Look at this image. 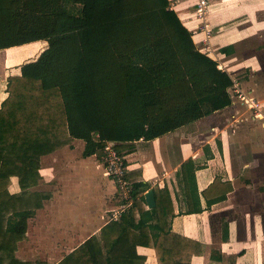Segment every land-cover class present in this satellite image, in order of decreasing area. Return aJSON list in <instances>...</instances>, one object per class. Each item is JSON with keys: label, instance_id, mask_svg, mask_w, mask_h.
Wrapping results in <instances>:
<instances>
[{"label": "trees", "instance_id": "16d2710c", "mask_svg": "<svg viewBox=\"0 0 264 264\" xmlns=\"http://www.w3.org/2000/svg\"><path fill=\"white\" fill-rule=\"evenodd\" d=\"M192 36L168 0H0V50L47 42L20 74L8 76L0 106V264L6 257L26 264L13 247L46 197L28 192L42 155L75 138L85 143L83 156L102 159L107 142L122 155L132 141L155 139L231 104V76ZM195 167L191 159L181 164L189 190H196ZM13 176L20 191L12 194ZM130 185L131 206L101 229L105 253L91 236L60 264H132L141 259L137 245L152 247L158 264H189L194 250L179 246L184 238L171 229L168 191L153 188L155 206L145 209L147 184Z\"/></svg>", "mask_w": 264, "mask_h": 264}, {"label": "crops", "instance_id": "0c3cea01", "mask_svg": "<svg viewBox=\"0 0 264 264\" xmlns=\"http://www.w3.org/2000/svg\"><path fill=\"white\" fill-rule=\"evenodd\" d=\"M188 1L180 0L177 13L192 32L194 24L184 6ZM206 18L214 51L242 90L259 101L263 117L252 118L253 111L236 101L155 139L132 141L121 150L127 180L146 183L143 196L153 188L168 191L174 212L171 229L184 238L179 246L194 250L189 264H264V55L239 57L247 38L264 43V0H209ZM238 18L227 28L228 21ZM202 35L193 34L194 43ZM46 46V41L38 40L0 50V106L7 96L8 76L20 74V66ZM223 123L226 126H220ZM84 144L75 138L40 157V177L28 192L46 197L27 218L24 238L15 242L16 260L60 264L91 236L105 253L101 229L119 218L122 212L118 218L111 213L120 200L103 160L83 156ZM188 159L196 166V190L188 189L180 170ZM212 184L216 187L210 191ZM225 190L223 199L210 203ZM8 191H20L17 177L10 178ZM188 204L200 210L187 211ZM143 207L149 209L146 201ZM139 220L136 211L137 232ZM135 252L141 259L132 264H158L152 247L137 245ZM3 262L8 264V258Z\"/></svg>", "mask_w": 264, "mask_h": 264}, {"label": "built area", "instance_id": "2783aa9c", "mask_svg": "<svg viewBox=\"0 0 264 264\" xmlns=\"http://www.w3.org/2000/svg\"><path fill=\"white\" fill-rule=\"evenodd\" d=\"M170 8L174 9L177 12V5L180 3V0H168ZM191 4L185 6L187 12H190L188 7L193 6L194 12L191 16H188V21L193 22L194 29L192 30L193 34L201 32L203 35L197 44L201 46L199 50L207 55L211 56L218 63V68L225 70L227 72L226 65L221 62L218 54L214 51L210 43V38L212 36V27L207 21L206 14L209 7V0H189ZM178 14V13H177ZM190 14V13H189ZM229 74V73H228ZM232 84L229 87V94L231 97V103L236 101L244 104L248 110L253 111L252 118H262L261 114V104L259 101L252 97L248 96L240 87V83L236 78L231 77ZM113 142H107L104 146V154L102 157L105 173L109 176L116 185V191L120 200V204L117 209L113 210L111 213L112 218H118L119 214L127 210L132 203L131 200V185L126 179V164L124 156L120 155L117 150L114 148Z\"/></svg>", "mask_w": 264, "mask_h": 264}, {"label": "rangeland", "instance_id": "374dc122", "mask_svg": "<svg viewBox=\"0 0 264 264\" xmlns=\"http://www.w3.org/2000/svg\"><path fill=\"white\" fill-rule=\"evenodd\" d=\"M184 1H186V0H184ZM191 4V1H188L187 3H185L184 4V6H188V5H190ZM178 9V8H177ZM188 9H189V16H191L192 15V13L194 12V7L193 6H189L188 7ZM181 16V15H180ZM241 20V18H238V19H236V20H231V21H228L226 24H227V28H230V27H232L234 24H235V22H239ZM183 22V21H182ZM225 24V25H226ZM230 25V26H229ZM247 42H249L248 44H245V45H242V46H240V50H241V52H240V55L241 56H239L240 58L241 57H248V55L249 54H252V57L253 56H255V55H260L261 56V58L263 57V55H264V43H262V41L260 40V41H258L257 39H248L247 38ZM197 46V48H200L201 46H199V45H196ZM239 47V46H238ZM210 56H211V54H210ZM257 65H258V63H256ZM256 65V66H257ZM241 71V70H240ZM240 71H238V72H240ZM239 74V73H238ZM242 76V75H241ZM220 126H226L224 123L223 124H221Z\"/></svg>", "mask_w": 264, "mask_h": 264}, {"label": "water", "instance_id": "95a60500", "mask_svg": "<svg viewBox=\"0 0 264 264\" xmlns=\"http://www.w3.org/2000/svg\"><path fill=\"white\" fill-rule=\"evenodd\" d=\"M145 201L148 208H153L155 206V197L153 189H149L144 193Z\"/></svg>", "mask_w": 264, "mask_h": 264}]
</instances>
